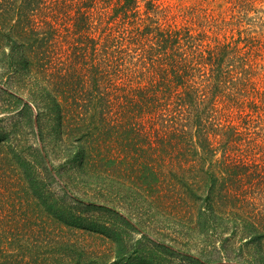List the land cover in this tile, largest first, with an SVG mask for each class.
Here are the masks:
<instances>
[{
  "label": "trees",
  "instance_id": "trees-1",
  "mask_svg": "<svg viewBox=\"0 0 264 264\" xmlns=\"http://www.w3.org/2000/svg\"><path fill=\"white\" fill-rule=\"evenodd\" d=\"M213 3L0 0V83L38 109L43 163L50 141L71 174L90 186L119 184L138 168L148 192L141 196L148 198L158 195L155 163L161 157V165L183 174L174 177L178 184L166 178L169 194L200 203L207 244L220 240L224 247L229 222L214 220L216 201L233 209L264 201L263 189L256 191L264 184V0ZM7 146L6 155L0 150V264L137 262L105 226L92 229L116 244L114 262L55 233L51 220L65 222V216L52 215L56 207L47 205L21 145ZM9 166L18 171L17 180L6 176ZM16 181L50 215H4ZM234 221L241 242L264 249L257 219ZM149 239L156 252L175 251ZM182 256L189 264H212Z\"/></svg>",
  "mask_w": 264,
  "mask_h": 264
},
{
  "label": "rangeland",
  "instance_id": "rangeland-1",
  "mask_svg": "<svg viewBox=\"0 0 264 264\" xmlns=\"http://www.w3.org/2000/svg\"><path fill=\"white\" fill-rule=\"evenodd\" d=\"M168 1L188 5L197 2V0ZM209 2H215L213 6L218 7L225 0H209ZM260 62L264 64V53ZM12 93L15 94V91L8 85L3 86L0 83L1 155L8 153L7 145L10 141L21 145L24 155L28 157L34 168L33 173L39 177L41 187L47 192L49 198L47 205L53 204L56 207L51 209L54 213L52 215H64L69 221L68 223L51 220L53 224H57L53 228L55 233L87 249L105 254L112 262L117 255L116 244L104 234L99 233L100 230L95 232L93 227L98 229L100 226H105L119 235V239L129 246V256L137 261L134 264H138L140 259L145 264H189L182 256L184 254L199 257L212 264H264V249L256 245L246 246L240 241L241 234L235 235L233 228L237 225L235 219L251 217L257 219L260 229L264 231V201L248 202L243 207L233 209L232 204L226 205L221 200H217L219 215H214V220L229 222L225 225L229 230L223 236L229 241L224 244V247L220 240H217L214 247L210 246L207 244L208 238L204 228L202 229L199 223L200 203L188 197L182 201L174 200L168 192L166 178H169L170 183L174 177H182V171L175 169L169 171L167 166L161 165L162 158L157 157L155 169L160 177L156 189L158 195L148 198L141 196V193L148 192L138 179V176L142 175L141 172L138 173V168L135 172H130L127 177L117 180L119 184L90 186L88 182H82L78 175L71 174L68 164L66 165L65 156H62L61 151L57 149L58 144H50V141H47L45 151L48 153V161L42 162L40 151L43 144L39 142L38 126L32 124L39 111L32 103L28 102L26 106ZM6 169V176L18 179V171L14 167L9 166ZM253 172L250 171L243 176L249 178ZM261 174L264 175V172ZM186 175L192 178L196 176V173H186ZM255 182L257 184V181ZM61 183L66 185L78 200L74 199L70 193H66ZM172 184H178V182L173 180ZM170 186L174 188L173 185L170 184ZM11 189L14 190L13 194L16 191V196L15 194L12 196L11 205L6 204L4 215H50L44 210L41 211L39 205L37 206L31 197L24 194L19 182L16 181ZM257 189L256 191L261 189L264 191V184L258 185ZM1 198L0 194V205L3 204ZM98 204L113 207L118 213L101 209L97 206ZM221 218L223 220H220ZM127 221L132 222L133 227H128ZM148 237L171 245L175 251L169 252L162 248L156 252L154 243Z\"/></svg>",
  "mask_w": 264,
  "mask_h": 264
},
{
  "label": "water",
  "instance_id": "water-1",
  "mask_svg": "<svg viewBox=\"0 0 264 264\" xmlns=\"http://www.w3.org/2000/svg\"><path fill=\"white\" fill-rule=\"evenodd\" d=\"M36 126H38L37 117H36Z\"/></svg>",
  "mask_w": 264,
  "mask_h": 264
}]
</instances>
